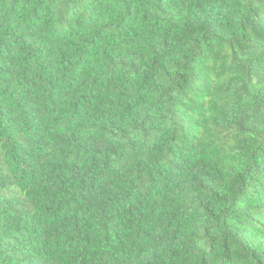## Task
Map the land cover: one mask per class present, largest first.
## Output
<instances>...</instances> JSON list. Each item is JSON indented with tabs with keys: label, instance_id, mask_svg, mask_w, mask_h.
<instances>
[{
	"label": "trees",
	"instance_id": "obj_1",
	"mask_svg": "<svg viewBox=\"0 0 264 264\" xmlns=\"http://www.w3.org/2000/svg\"><path fill=\"white\" fill-rule=\"evenodd\" d=\"M0 264H264V0H0Z\"/></svg>",
	"mask_w": 264,
	"mask_h": 264
}]
</instances>
